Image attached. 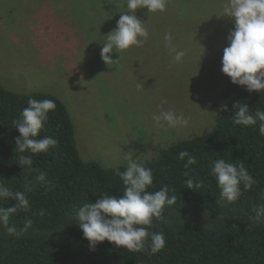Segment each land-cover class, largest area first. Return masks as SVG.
Returning a JSON list of instances; mask_svg holds the SVG:
<instances>
[{
	"label": "rangeland",
	"instance_id": "obj_1",
	"mask_svg": "<svg viewBox=\"0 0 264 264\" xmlns=\"http://www.w3.org/2000/svg\"><path fill=\"white\" fill-rule=\"evenodd\" d=\"M227 0H167L166 10L136 15L147 23L142 47L101 59L104 36L116 28L125 0H0V84L13 92L56 95L68 107L84 161L127 166L210 132L223 111V50L234 30ZM186 50L176 63L165 46ZM204 48V49H203ZM120 55V57H119ZM81 78L83 81L81 82ZM144 88L138 90L137 84ZM173 109L188 126L157 127L152 114Z\"/></svg>",
	"mask_w": 264,
	"mask_h": 264
},
{
	"label": "trees",
	"instance_id": "obj_2",
	"mask_svg": "<svg viewBox=\"0 0 264 264\" xmlns=\"http://www.w3.org/2000/svg\"><path fill=\"white\" fill-rule=\"evenodd\" d=\"M29 98L56 103L40 137H53L58 145L32 155L33 168L45 172L54 185L51 191L34 185L35 173L18 163L21 155L29 153L16 151L20 133L13 121L28 107ZM222 98L228 110L221 112L210 132L181 140L145 161L154 176L149 191L169 185L178 200L164 209L167 223L154 221L149 228L163 232L166 239V246L150 255L108 241L90 249V242L72 222V214L86 202L95 203L98 196L121 198L124 185L115 170L123 171L126 166L105 168L100 162L82 159L71 113L56 95L17 93L0 84V183L24 193L30 202L29 211L18 210L9 217V226L19 229L31 222L28 232L19 237L9 236L0 225V264H264V224L250 220L253 210L264 205V137L258 126L232 122L234 103L245 102L253 111L264 109V92L249 93L228 77ZM181 150L196 157L190 175L203 180L204 187L186 188L184 161L178 159ZM220 158L243 162L257 181L250 190L241 186V197L231 204L220 199L216 180L210 175L211 163ZM17 205L15 199H0V208L5 210Z\"/></svg>",
	"mask_w": 264,
	"mask_h": 264
},
{
	"label": "clouds",
	"instance_id": "obj_3",
	"mask_svg": "<svg viewBox=\"0 0 264 264\" xmlns=\"http://www.w3.org/2000/svg\"><path fill=\"white\" fill-rule=\"evenodd\" d=\"M127 12L120 13L116 28L104 36L101 48V59L109 67L110 64L120 63L112 59L113 53H120L133 47H142L149 37L144 21L135 14L138 9H147L149 14L164 12L167 0H125ZM224 16L234 19L235 25L228 36V46L223 50L221 71L231 78L235 85L244 87L249 93L264 92V0H227L223 8ZM165 46L176 63L183 62L186 50L172 45L173 35L165 33ZM204 49V48H203ZM120 57V55H119ZM83 78H81V82ZM143 83L137 84V89H143ZM28 107L22 109L20 118L13 121L20 136L16 138V151L29 153L21 155L19 164L27 167V172L35 173L32 183L43 185L46 191L54 188L47 179V174L33 168V154L46 153L51 147L58 145V140L44 136L40 137L42 128L48 120V115L56 108V103L50 99L38 101L29 98ZM235 115L232 122L242 126H258L259 134L264 137V109L250 108L247 103L233 104ZM227 111V105L223 106ZM152 120L157 127L188 126L189 118L177 114L173 109L163 110L152 114ZM127 166L123 171L119 168L115 174L123 182V196L119 199L104 196L96 199L95 203L86 202L72 214V222L82 230L84 238L90 242V249L108 241L129 251H146L156 254L166 246L163 232H150L153 222L167 223L164 215L166 206L177 204L175 189L163 185L159 191H149L154 184L153 170L146 167V162L135 155L134 151L125 154ZM178 159L184 161V176L186 188L195 191L204 187V181L190 175V166L197 164L194 155L186 150L178 153ZM210 175L216 180L220 190V199L231 204L239 200L243 190L252 189L257 184L256 179L249 173L243 162H226L216 159L211 163ZM11 198L18 205L7 210L0 208V225L9 236L19 237L27 233L31 222L22 228L9 226V217L18 210L29 211L30 202L20 191H12L0 183V199ZM250 217L253 223L264 224V205L254 210ZM41 215L45 210L41 209Z\"/></svg>",
	"mask_w": 264,
	"mask_h": 264
}]
</instances>
